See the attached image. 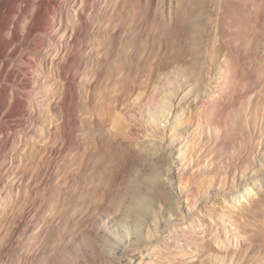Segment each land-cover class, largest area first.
Here are the masks:
<instances>
[{
    "label": "rangeland",
    "instance_id": "rangeland-1",
    "mask_svg": "<svg viewBox=\"0 0 264 264\" xmlns=\"http://www.w3.org/2000/svg\"><path fill=\"white\" fill-rule=\"evenodd\" d=\"M111 1L107 0L106 5L104 0H101V5L97 7V11L99 12L90 17L93 24H91L88 35H97L95 26L101 25L100 34L102 37L98 33L101 39L98 37L99 46L96 45L95 48L96 53L99 50L100 52L97 55L94 52L90 56L94 61L89 63L86 71L87 73L92 70L95 71L96 68L94 67H97L96 62L98 63V61H103L104 66L100 77H98L95 83L97 85H94L96 89H92L90 100L81 101L78 112L80 113L79 116L89 124L90 117L93 114L90 111L93 110L95 100L99 95V92L96 94L99 90L97 86L105 81L106 74L110 73V70L113 69L112 67L117 69L113 62L116 56L120 58V61L124 58L121 62H125L126 57L124 56H127V58L131 56L134 66L136 63V65L147 68L156 62L153 44L156 42V39L159 41L161 38L169 39L170 41L167 40L169 45L167 46L166 58L164 56L159 60V63H161L159 66L162 70L160 68L158 70L159 77L157 76V83L154 86L157 89L153 90L152 95L154 102H149L146 99L142 101L139 111L142 114L143 124L138 114L136 116H138L137 119L144 128L149 126L152 130H155L154 123L151 122L152 117L148 114V111H152V113H154V110L155 112L157 111L158 118L163 113L162 111L158 112L160 101L167 102L171 100L173 106L171 113L165 112L164 115L160 116L161 119H158L161 134H158L159 137L141 133L143 134V138L137 139L138 142H134L136 143V147L142 143L141 145L146 148L148 147L151 153H159L162 162L158 168H149L154 173L149 170V172L140 173L138 169L131 168L125 175L124 183L119 184V193L112 206L113 208L116 204L118 208H111L104 215L112 219L115 217L113 229L116 237L125 243L124 247L127 248V253L125 252L126 255L124 254V257H122L124 261L121 256L118 257L119 255L117 257L121 261L117 257L113 259L114 255L110 254L109 256V253L106 251H104L105 255L113 259H111V264H123V262L125 264H228L227 261L231 255L233 260L229 264H264V0ZM146 1L150 2V4L147 2L150 6L146 5ZM126 4H129V6H125ZM127 8L131 11H128ZM153 8L157 13H153L155 11ZM150 9L153 12H150ZM135 10L138 11L136 12ZM141 11H143V14ZM117 23H125L124 30L117 31V34L112 36L113 32L110 31L112 27L111 29L109 27ZM127 29H130V32ZM104 33L106 35H103ZM107 35H110L109 38H107ZM110 38L113 39L114 43L110 44V41H108L111 40ZM126 41L128 42L124 44ZM131 41L134 43L132 44ZM119 42H123L121 44L122 47ZM106 43L108 45H105ZM110 45L112 47L109 48ZM135 45L139 47V50ZM150 48L153 49L151 50ZM145 49L148 51L146 50L147 52H145ZM117 53L120 54L118 55ZM101 54L107 55L109 60L103 59ZM94 56L97 57L95 58ZM145 62H148V64ZM135 67L133 68L135 69ZM104 71L106 73H103ZM112 71L115 70L113 69ZM233 71L235 79L237 78L236 80L233 79ZM231 76L233 78H230ZM233 82L237 85H234ZM234 86H236L237 91L241 95L237 96L239 95L237 94L238 92L234 94V97L237 96L238 100H236L235 104H232L229 101L232 97H230V91L227 89ZM227 95L230 98H227ZM92 99H94L93 102ZM145 103L147 104L145 105ZM3 123L0 120V126ZM185 126L186 128H184ZM86 128H89V126H86ZM234 129L238 132L237 136H239V140H237V144L231 145L226 135L230 134L229 131L233 132ZM239 131L241 132L239 133ZM149 132L152 133V131ZM93 141L92 138L87 141L90 144L86 146V151L94 150ZM240 141L243 142V145ZM218 143L220 144L218 145ZM222 143L223 146L225 144V148L223 147V149L220 147ZM59 145L60 142H58ZM232 146L233 150L231 149ZM190 149L193 152L195 151L194 153L192 152V155ZM185 151L186 153H184ZM83 153L84 150L81 149V151L74 153L75 155L73 154L78 161L77 165ZM204 153H208V156L211 154L210 157L213 159H211L213 163H210L209 159L205 161L202 159ZM69 155L71 156L72 152ZM235 155L237 156L235 157ZM190 156H192L191 160L189 159ZM59 157L61 158L60 154L57 156V159L54 158V161L49 162L50 167L60 162ZM55 159L58 161L57 163ZM228 161H231V167ZM200 162L204 165H201ZM47 163L46 161L44 164L45 168L42 166L40 169H44L40 171V178L34 181H27L29 184L27 182L20 184V182L15 180V176H11V171L1 177L4 182L6 181L8 187H14L13 189L10 188L11 190H15L16 184L17 186L20 184L21 186L19 187L23 192H21V196L18 198L19 201H17L13 214L9 213V215L20 216L21 208L19 206L23 203H36L39 205L43 202L46 205L42 206L41 210H38L39 215L37 214L38 216L34 219L30 214L28 222L31 226V231H24L22 228L17 227L13 230L14 232H11L10 225L0 222V251H2L0 252V260L2 258L0 264H24V262L26 264H53L54 248L57 245L60 234L64 231L67 234L75 233L78 227L83 224V220L92 218L94 215L95 200L94 198L87 199L86 204L79 207V204H77L76 210L70 212L60 227L55 229L56 232L55 230L53 231V238L48 236V229L54 219V212L67 199L65 195L68 197V193H71L67 184L70 181L72 182V180L66 172L60 175L56 181L45 179V175L49 171ZM240 165L242 168H240ZM16 175L18 174L16 173ZM139 175L142 178L145 176V178L142 179ZM131 177H133L132 180L130 179ZM219 178H221L223 184L221 182L217 183ZM203 179L205 180L202 181ZM181 180H185L184 183L189 181L188 184L186 183V188L181 187ZM10 181H13V184ZM210 181H212V184L208 185ZM35 182L36 184H34ZM200 182L202 186L198 184ZM155 183L158 184L161 190V199L146 190L149 188L148 184ZM42 187L44 188L42 189ZM190 188L192 189L191 192L188 191ZM207 188L209 189L207 190ZM36 190L39 192L36 193ZM77 191L79 193L77 192L76 196L73 195V197L75 196V201H80L81 186L77 188ZM137 191L139 193H135ZM190 194L192 198H190ZM134 195L136 198L133 197ZM195 198L197 200H193ZM29 200L32 201L30 202ZM121 200L123 202H120ZM50 205L51 207H49ZM1 207L3 206L0 205V209ZM112 210L120 216L116 217ZM125 210L127 211L124 212ZM144 210L147 211V214ZM141 212H143V215L138 214ZM129 214L138 218L134 216L130 217ZM120 217L126 221L120 220ZM68 219L70 220L69 226ZM78 219L81 220L79 221ZM134 223L139 225V228L136 230L133 226ZM15 232L17 233L15 234ZM136 233L140 237V245L133 243ZM11 235H14V237ZM33 236L36 237L34 238ZM46 238H48V243ZM21 244L24 247H21ZM100 248L105 250V248L109 247L105 246L104 248L98 245L97 251H100ZM36 250L38 251L36 252ZM27 255L29 256L27 257ZM32 256L35 259L31 260L32 262L28 261ZM40 260L41 262H39Z\"/></svg>",
    "mask_w": 264,
    "mask_h": 264
},
{
    "label": "bare ground",
    "instance_id": "bare-ground-1",
    "mask_svg": "<svg viewBox=\"0 0 264 264\" xmlns=\"http://www.w3.org/2000/svg\"><path fill=\"white\" fill-rule=\"evenodd\" d=\"M149 1H152V0H149ZM149 1H146V3ZM100 2L101 0H0V120L4 122L3 125L0 126V203H1L0 205L3 206L0 209V222L3 224L10 225L12 229V230L10 229L11 232L17 227L22 228L24 231L30 230L31 226L29 225V222H28L30 214H31V217H33L34 219L36 216L39 215L38 210L46 204H43V202L40 203L39 201H38L40 203L39 205H37L36 203L35 204L33 203L34 205L32 203H28V204L23 203L19 206V208H21L20 216L18 217L11 216L9 215V213L13 214V210L14 208H16L17 201H19L18 198L21 196L22 189L19 187L21 186L20 184L27 182V181H34L35 179L40 178L41 176L40 171L44 170V169L43 170H40V169L42 166L43 167L45 166L44 164L46 161L48 162L47 163L48 165L47 164L46 165L48 166V170L50 172L48 171V174L45 175V179H49L50 181L52 180L56 181L59 179L60 175L66 172L67 174H69L70 179L72 180V182L70 181L67 184L68 186L66 185L69 191H71V193H68V197H66L65 195V198L67 199L66 200L64 199L65 200L64 203H62V205H60L56 211L54 210L55 211L54 219L53 220L51 219L52 223L50 225V228L48 229V236L52 237L53 231L60 227L63 220L65 221L67 219L71 211L74 212L76 210L77 204H79L78 205L79 207V206L86 204L87 199L90 200L94 198L95 200L94 215L92 218L83 220V224L78 227V230L75 233L67 234L64 231L62 232V234H60L57 245H55V248H54V258L52 262L53 264H111L112 258L110 259V257L105 255L104 251L109 253V256L110 254L111 255L113 254L114 255L113 259H115L117 255H119L118 257L121 256V258L124 257V254L127 248L124 247L125 243L121 239H118L116 237V233L113 229L115 226L113 223V220L115 217L113 219L108 218L104 215V213L107 210L111 209L112 206L114 205L115 203L114 201L116 200V197L119 193V189H118L120 188L119 184L124 183L125 175L129 172L131 168H136L139 170L140 173H145L151 167H154V168L160 167L162 159L159 153H155V152L151 153L148 147L146 148L145 146L141 145L142 143L141 144L137 143L138 146L136 147L135 145L136 143L134 142H136L137 139L140 140L141 138H143L142 136L143 134L141 133H144L147 135L150 134L154 137H159L158 134H160V129H159L160 123L158 122L159 121L158 119H161L160 116L164 115L165 112L171 113L172 106H173V103L171 100L167 102L160 101V103L158 104L159 105L158 112L162 111L163 113L160 114L158 118H157V111L155 112L154 110V113H152V111H148V114L152 117L151 122L154 123L153 126L155 127V130H152V128L149 126H147L146 128L142 126L143 119L141 118L142 114L139 111L141 107V103L144 99H146L149 102L153 101L152 100L153 90L157 89V87L155 88L154 86H156L155 84L157 83L156 81H157V78L159 77L158 76L159 74L158 70L160 68L159 64L161 65V63H159V60L164 56L166 58V54H167L166 52L168 48L167 46L169 45L167 41L169 39L166 40L165 38H161L159 41H157L156 39L155 40L156 42L154 41L155 43L153 44L154 49H155L154 56L156 57L155 59L156 62H154L147 68L145 66L141 67V65H136V63H135V66H136L135 67L133 65L131 56H128L127 58V56L123 55L124 57H126L125 62H121L124 58L123 59L121 58L122 60L120 61V58L116 56L113 62H114V65L117 67V69L115 67H112L115 71H112L113 69L110 70V73L106 74L105 81H103L101 85L97 86L99 90L96 92V94L99 92V95H98V98L95 96L97 99L95 98L96 100L94 103L93 110L90 111L93 114L91 115L89 113L91 115L89 124H87V122L79 116L80 113L78 112L80 109L79 106L81 105V101L90 100L91 95H92L91 94L92 89L93 90L96 89L94 85H97L95 83L98 80V77H100L101 70L104 66L103 61H98L97 59L99 64L96 62L97 67H94L96 68L95 71L92 70L91 72H88V73L86 71L89 63H92L94 61L92 60V58H90V56L93 55L94 52L96 53L95 47L96 45L99 44L98 33L99 34L101 33L100 31L102 28L101 25L95 26L97 35L92 34V36H89L88 31H90L89 29H91L90 28L91 24H93L91 23L90 17L94 15L96 12H99L97 11V7L98 5L99 6L101 5ZM104 2L106 4L107 0H104ZM129 4L128 5L126 4L125 6L128 7ZM146 5H148V3ZM137 9L139 8L137 7ZM151 10L152 9H150V12H153ZM128 11H131V10L128 9ZM135 11L137 12L138 10H135ZM135 11H133V13ZM144 11L146 10L144 9ZM142 12L143 11H141V13ZM153 13H157V11L155 10ZM131 16H134V15H131ZM124 24L117 23V24H114L113 26H110V27L108 26L110 29L112 27V30H110L113 32L112 36L117 34L116 33L117 31L124 30L123 29V27L125 26ZM126 24H128V22H126ZM134 26L132 27L134 28ZM161 30H163V28H161ZM104 31L107 32L106 30ZM157 31L159 30L157 29ZM128 32H130V29L128 30ZM103 35H106V34L104 33ZM110 35H107V38H109ZM126 35H127V32H126ZM146 36L145 38H147ZM113 39L108 40L110 41V44L114 43ZM127 42L128 41L124 42V44ZM131 42L132 44L134 43L133 41ZM107 43L105 45H108ZM119 43L121 46L123 42H119ZM100 44H101V41H100ZM110 47H112V45H110L109 48ZM127 47L130 48L129 46ZM136 48L139 50V47H136ZM147 49H145V52L148 51ZM98 52H100V50L97 51L96 55L98 54ZM101 55L103 59L105 58L108 59L107 55L106 56L105 54H101ZM145 55L146 53L144 54V57ZM162 62H165V61H162ZM146 64H148V62ZM132 66L135 67V69ZM105 71L103 73H106ZM232 73H234V71ZM234 75L235 73L232 76ZM232 76L230 78H233ZM233 79L236 80L237 78L235 79V76H234ZM234 85H237V84L234 83ZM227 90L230 91V97H232L230 98L227 95V98H230L229 101L232 104H235L236 100H238L237 96H240L241 93L237 91L236 86L231 87V88L229 87V89ZM236 93L239 95L234 97V94ZM169 94L172 95L171 93ZM93 100L94 99H92V102ZM147 103H145V105ZM84 112L83 114H85ZM218 113L220 114V112ZM137 114L139 118H141L142 124L139 123L137 119L138 116H136ZM86 126H89V128H86ZM184 128H186V126ZM235 128L237 129L236 126ZM228 130H229V127H228ZM149 131H152V133H150ZM240 132L241 131H239V133ZM229 133L230 134L226 135V137H228L231 145L237 144V140H239L238 139L239 136H237L238 132L235 131L234 129L233 132L229 131ZM91 138L92 140H94L92 142L94 143L93 145L94 150L86 151L85 150L86 146L90 144L89 142H91V141L89 142L87 141L90 140ZM58 142H60L59 146H58ZM222 142H223V139H222ZM241 143L243 145V142ZM219 144L220 143H218V145ZM216 145H217V142H216ZM220 147L222 149L223 147L225 148V144L223 146V143H222ZM232 148L233 146L231 147V149ZM81 149L84 150V153L81 154L82 157L80 159L79 164L77 165L78 161L75 159L76 157L73 156V154L81 151ZM9 151L10 153L8 154ZM186 151L184 153H186ZM201 151H202V148H201ZM210 151L208 150V152ZM69 152L70 153L72 152L71 156L69 155L70 154ZM192 152L193 151H191V155H192ZM59 154L61 158L59 157L60 162L57 163L58 161L56 159ZM77 154H80V153H77ZM213 154H214V151H213ZM210 155L208 156V153H204L202 159H204V161L209 159V162L211 163L212 158L210 157ZM237 155H235V157ZM191 157L192 156H190L189 158L190 160H191ZM54 158H56L55 161L57 164L50 167L49 162H51L52 160L54 161ZM237 160H236V163L238 164ZM240 161L239 163L241 164L242 161L241 162ZM200 163L201 165H204L202 164V162ZM228 163L230 166L231 161L230 162L228 161ZM240 168H242L241 165H240ZM9 171H11L10 173H12L11 176H15L16 177L15 180L20 182L19 186H17L16 184L15 190H11L10 188L13 189L14 187H8L6 185V181L4 182L1 179V177L5 173H8ZM16 173L18 175H16ZM152 173H154V171ZM204 173H207V172H204ZM130 179L132 180L133 177H131ZM204 180L205 179H203L202 181ZM184 181L185 180L180 181L182 188L185 187L189 182V181L186 182L187 183L186 184L184 183ZM10 182L12 183L13 181H10ZM220 182L221 184H223L221 181V178H219L217 183L219 184ZM34 184H36V182ZM198 184H201V182ZM198 184L197 186H199ZM209 184H212V181H210L208 185ZM79 186H81L82 188V191L80 193V201L79 200L75 201L74 197L76 196L75 194L78 192L77 188ZM148 186L149 188H147L146 186L147 188L146 190L150 191L151 194L161 199L162 195H161V190L158 184L157 183L148 184ZM200 186H202V184ZM43 188L44 187H42V189ZM194 188H195V183H194ZM51 189H48V190L52 191ZM123 189H126V188H123ZM208 189L209 188H207V190ZM188 191L191 192L192 189L190 188ZM38 192L39 191H37L36 193ZM129 192L131 193V191ZM135 193H139V192L137 191ZM73 195L75 196L73 197ZM31 197H32V194H31ZM133 197H135V195ZM28 198L30 197L28 196ZM190 198H192L191 194H190ZM23 199H24V195H23ZM193 200H197V199L195 198ZM143 201H146V200H143ZM120 202H123V201L121 200ZM117 206L118 205L115 204L114 207H117ZM49 207H51V205ZM126 211L127 210H125L124 212ZM144 212L147 214V211L144 210ZM138 214L143 215V212L138 213ZM114 215H116V217L120 216L117 212L116 213L114 212ZM129 215L130 217L134 216L131 214ZM119 219L126 221L124 218H121V217ZM69 225H70V220L68 219V226ZM133 226L135 230L139 228V225L137 223H134ZM16 233L17 232H15V234ZM11 236L14 237V235H11ZM33 237L35 238L36 236H33ZM47 239L48 238H46V240ZM134 240L135 241L133 243L138 244V245L141 244L140 237L137 233H136V236L134 237ZM47 243H48V240H47ZM98 245L103 246L104 248L105 246H108L109 248L107 249L105 248V250H103V248L102 249L100 248V251H97ZM22 246L23 245L21 244V247ZM37 251L38 250H36V252ZM28 256L29 255H27V257ZM33 256L31 257L30 260L28 259V261L34 260L35 258L33 259ZM38 257H41V256H38ZM119 260L121 261V259ZM231 260H233L232 255L227 261L228 264L231 263ZM39 262H41V260ZM24 264H26V262H24ZM123 264L125 263L123 262Z\"/></svg>",
    "mask_w": 264,
    "mask_h": 264
}]
</instances>
